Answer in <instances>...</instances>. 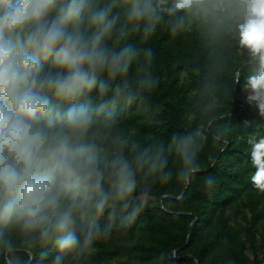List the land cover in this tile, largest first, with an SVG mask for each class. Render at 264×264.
Masks as SVG:
<instances>
[{
  "label": "clouds",
  "instance_id": "9594fccd",
  "mask_svg": "<svg viewBox=\"0 0 264 264\" xmlns=\"http://www.w3.org/2000/svg\"><path fill=\"white\" fill-rule=\"evenodd\" d=\"M158 30L198 35L220 77L238 76L246 50V101L264 116V0H0V264H84L135 223L155 184L190 183L209 133L227 135L222 83L206 79L188 130L132 140L121 117L135 106L151 122ZM248 143L264 193V138Z\"/></svg>",
  "mask_w": 264,
  "mask_h": 264
},
{
  "label": "trees",
  "instance_id": "16d2710c",
  "mask_svg": "<svg viewBox=\"0 0 264 264\" xmlns=\"http://www.w3.org/2000/svg\"><path fill=\"white\" fill-rule=\"evenodd\" d=\"M148 46L155 52L154 72L160 83L149 96L153 109L151 122H146L135 106L121 117L126 128L135 130L132 140L147 147L152 143L151 137L167 143L173 133L188 130L187 124L193 118L191 105L206 79L222 83L220 98L224 107L217 123L227 129V135L214 143L209 133L199 155L201 167L190 183L178 184L173 175L168 184H155L151 200L135 223L128 229L114 231L112 245L95 243L84 264L110 261L122 255H129L130 260L119 264H229V261L261 264L258 256L250 259L246 255L247 241L254 242L251 229L258 212H254L253 222L248 226L247 239L231 224L229 213L236 199L257 191L250 179L255 168L248 141L264 138V116L254 104L240 98L252 74L246 63V50L238 57V76L220 77L213 71L212 49L198 35L171 40L167 31L158 30ZM236 51L234 48L233 52ZM185 68L188 75L182 81L180 72ZM168 167L174 171L171 157ZM209 177L215 179L212 187L206 185ZM139 192L137 189L135 195ZM107 218L106 212L100 223L103 225ZM47 251L51 260L56 249L49 246ZM218 251L226 255L210 261L209 257ZM39 252L35 253L37 260Z\"/></svg>",
  "mask_w": 264,
  "mask_h": 264
},
{
  "label": "rangeland",
  "instance_id": "374dc122",
  "mask_svg": "<svg viewBox=\"0 0 264 264\" xmlns=\"http://www.w3.org/2000/svg\"><path fill=\"white\" fill-rule=\"evenodd\" d=\"M186 78L187 76L182 78V81L186 80ZM247 95L248 90L245 88L244 92L240 94L241 100L247 102ZM254 212H258V215L255 216ZM229 213L231 224L241 232L244 239H247V233L249 232L248 226L250 222H253L254 216L256 217V222L251 229V235L254 238V242L251 244L250 241H247L246 255L250 259H254L258 256L261 260V264H264V193L256 191L243 194L235 200L232 206H230ZM259 215H261V217H259ZM114 239L115 237H111L107 241H102V243L109 246L112 245L111 242ZM120 239L122 241H127L125 238ZM225 255L226 254L223 251H218L216 254L211 255L209 260L214 261L218 257ZM129 260V255H122L110 261H102L101 263L97 262L94 264H119Z\"/></svg>",
  "mask_w": 264,
  "mask_h": 264
}]
</instances>
